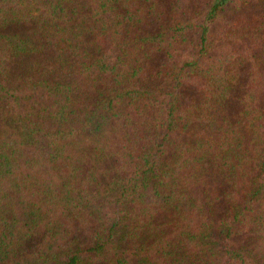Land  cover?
<instances>
[{"label":"trees","instance_id":"obj_1","mask_svg":"<svg viewBox=\"0 0 264 264\" xmlns=\"http://www.w3.org/2000/svg\"><path fill=\"white\" fill-rule=\"evenodd\" d=\"M0 264H264V0H0Z\"/></svg>","mask_w":264,"mask_h":264}]
</instances>
